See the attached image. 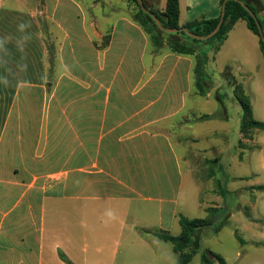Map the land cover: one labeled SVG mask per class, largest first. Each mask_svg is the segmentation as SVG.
<instances>
[{"label": "crops", "instance_id": "1", "mask_svg": "<svg viewBox=\"0 0 264 264\" xmlns=\"http://www.w3.org/2000/svg\"><path fill=\"white\" fill-rule=\"evenodd\" d=\"M77 1L44 0L36 10L0 0V264H168L170 252L158 244L168 242L156 234L172 235L179 215L187 217L179 204L190 173L161 126L192 110L194 60L169 51L156 57L127 15L89 24ZM143 2L159 12L166 4ZM221 2L179 0V24L218 18ZM226 47L237 62L246 48L260 50L241 20L214 62ZM219 107L227 118L206 113L209 133L231 121L217 93L214 112ZM239 113L236 144L228 140L208 161L221 191L219 172L241 149ZM70 200L75 212L83 206L89 232L65 231L81 223L59 213ZM103 209L105 229L91 231Z\"/></svg>", "mask_w": 264, "mask_h": 264}, {"label": "rangeland", "instance_id": "2", "mask_svg": "<svg viewBox=\"0 0 264 264\" xmlns=\"http://www.w3.org/2000/svg\"><path fill=\"white\" fill-rule=\"evenodd\" d=\"M5 1L7 4L15 5L17 0ZM90 1H77L82 9L87 10L86 17L89 24L109 20L115 15L131 17L135 8L128 4L127 0H95L91 4L93 7L90 6ZM20 2L28 7L35 6L36 9L37 5L34 0H20ZM92 28L94 29L95 26ZM150 47L155 49L151 42ZM208 47V45H203L201 49L205 51ZM246 49L241 52L239 62L228 58V47L222 49L216 62L213 60L214 55L211 54L206 69L211 83L207 85L206 96H199L193 88L187 100L188 103H194L192 110L161 126V129L174 141L172 146L176 155L181 158V167L188 169L190 173L185 175L179 204L180 212L189 218H204L206 209L213 208L215 205L223 204L229 210V218L217 232L207 228L201 233V249L221 256L227 264H261L258 258L264 256V191L251 189L254 186L264 185V131L254 130L252 132L253 144L241 136L240 141L244 145L243 148L236 149L232 161L228 159L226 168L220 170V179L225 181V172H227L229 182L226 185L232 191L231 193L224 196L220 193V188L211 178V165L208 163L228 148V140L236 144L233 130H236L238 126L240 107L233 99L229 85L225 84L227 81L222 73L226 67L230 68L236 82L245 90L255 118L264 122V59H262L260 50ZM166 51L168 50L164 46L157 51L155 56ZM246 71H250V75L246 74ZM249 90L254 95L250 94ZM217 93L221 97L231 121H225L224 125L216 127L214 133H209L211 122L207 119L200 120L202 116L213 111L212 116H216L219 120L227 118L226 111L220 107L214 112ZM73 203L72 200L64 201L63 205H60L59 213L67 217L77 215L81 217V223L74 219V224L63 225L67 227L65 231L81 234L89 232L91 224L82 221L85 217V212L81 209L83 206L80 205V209L77 208L79 212H75ZM244 211L254 219L252 222L246 219ZM50 213L53 214L52 208ZM107 213L104 209L97 212L98 219H96L97 222L92 223L91 231H100L104 228L105 223L101 224L98 221H101V217ZM179 230L180 226L177 225L176 229L172 231V235L179 233ZM235 230L245 241V244H240L235 238ZM142 231L140 230L141 234ZM158 244L169 250L172 259L168 264H177V256L171 252V244ZM156 251L157 253L154 252L156 255L161 252L158 249ZM201 251L193 257L189 264H201ZM246 253L249 255H245ZM83 257L85 255L82 254L81 259Z\"/></svg>", "mask_w": 264, "mask_h": 264}, {"label": "trees", "instance_id": "3", "mask_svg": "<svg viewBox=\"0 0 264 264\" xmlns=\"http://www.w3.org/2000/svg\"><path fill=\"white\" fill-rule=\"evenodd\" d=\"M37 8L42 9L44 0H34ZM244 3L256 16L262 28H264V0H240ZM128 4L135 6L131 19L136 23L147 35L153 46L160 50L164 46L167 50L175 55L191 57L194 60L193 69V84L197 94L201 97L206 96L207 85L210 83V78L206 72V66L209 62L208 54L216 53L220 50L222 44L227 39L228 33L232 30L237 21H244L248 30L258 38L259 49L264 59V42H262L255 21L251 15L236 1L222 0L225 2L223 23L219 31L208 40H195L187 36L183 31L175 34H169L160 30L154 21L142 12L137 0H127ZM146 9L150 10L158 18V21L164 29H186L190 33L197 36H206L210 34L217 26L220 16L216 19H200L192 22H187L184 25L179 24V0H166L165 8L162 12L152 10L144 3ZM102 47L107 45L108 38L105 39ZM203 45H208L205 51L201 49ZM231 89L233 99L237 102L241 110L240 128L241 136L247 141L252 140V132L254 130L264 131V122L258 121L254 117L250 100L248 99L243 87L235 82L234 77L230 72V68L226 67L222 73ZM209 116H202L200 120H205ZM240 148H243L242 141L238 143ZM223 169V168H222ZM224 171V170H223ZM222 171V172H223ZM226 174V173H225ZM226 181L221 184L220 193L224 196L229 194L225 187L229 182L228 176H225ZM259 191H264V185L252 187ZM248 221H252L251 216L244 211ZM229 210L223 206L221 208H207L204 218L189 219L179 215L180 233L177 236H172L167 232L157 233L156 236L163 242H168L172 246L173 252L177 255V264H189L193 257L201 251V233L203 230L210 228L217 232L229 218ZM142 231V234H145ZM234 236L240 244H245V241L239 236L238 232L234 231ZM61 259L65 262L68 260L61 255ZM201 264H227L226 261L219 255L207 250H202L200 254Z\"/></svg>", "mask_w": 264, "mask_h": 264}, {"label": "water", "instance_id": "4", "mask_svg": "<svg viewBox=\"0 0 264 264\" xmlns=\"http://www.w3.org/2000/svg\"><path fill=\"white\" fill-rule=\"evenodd\" d=\"M226 1H228V0H225V2ZM233 1H236L239 4H241V6L251 15V17L253 18V20L256 23V26H257V29H258V32H259V36H260L262 42H264V28L261 27V25H260L259 21L257 20L256 16L240 0H233ZM137 2L139 4L140 9L142 10V12H144L145 14H147L148 16H150V18L154 21L155 25L160 30H162L163 32L169 33V34H175V33L179 32V31H183L187 36H189L192 39L204 41V40H208V39L212 38L219 31V29H220V27H221V25L223 23L225 2L222 4L221 13H220V20H219L217 26L215 27V29L210 34H208L206 36H197V35H194V34L190 33L189 31H187L186 29H183V28L180 29V30H176V29H172V30L164 29L163 27H161V25H160V23L158 21L157 16L155 14H153L150 10H148V9L145 8L143 0H137Z\"/></svg>", "mask_w": 264, "mask_h": 264}]
</instances>
